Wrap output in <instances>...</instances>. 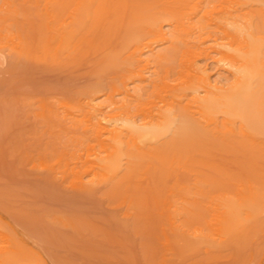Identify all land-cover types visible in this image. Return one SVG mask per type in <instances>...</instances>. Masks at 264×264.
I'll list each match as a JSON object with an SVG mask.
<instances>
[{
	"label": "rangeland",
	"instance_id": "obj_1",
	"mask_svg": "<svg viewBox=\"0 0 264 264\" xmlns=\"http://www.w3.org/2000/svg\"><path fill=\"white\" fill-rule=\"evenodd\" d=\"M110 5L103 31L79 46L85 54L81 58L83 66L72 69L76 75L91 74L101 80L114 77L119 72L118 65L129 55L127 44L152 16L168 13L176 17L184 11L196 22L198 19L192 12L214 8L211 0H110ZM263 8L264 3L258 1L240 7L242 12H249L247 20L254 24V38L261 53L259 78L262 81ZM215 11L214 16H221L219 9ZM61 18L62 0L57 3L56 0H0V26L25 30L38 53L46 48L56 54L62 41L58 22ZM4 38L0 40L1 226L33 253L38 264H42L43 259L48 264H155L151 254L156 246H161L153 235L159 220L153 208L155 199L167 204L175 202L180 207L178 227L189 235L191 225H198L203 207L209 205L212 198L235 191L241 182L246 188L252 185L255 200L239 213L240 223L233 230L232 235L240 245L227 248L220 259L217 258L221 262L210 253L211 259L203 255L206 254L204 249L202 255H199L202 250L197 251L198 254L187 252L178 262L184 259L186 264H264L262 131H254L260 138L258 143L239 134L224 142L205 132L193 119L186 125L176 122L154 145L157 154L150 159L125 158L120 177L125 182L123 189L128 190L126 194L113 196L115 181L99 188L87 183L84 191L75 192L69 177L60 174V180L51 183L39 174L41 162H51L61 170L57 158L65 135L60 134L54 124L38 119L36 113L42 101L58 105L65 82L76 86L84 84L85 79H71L70 72L63 73L54 63L53 66L42 59L29 71L17 72L15 67L26 63L22 60V65H13L15 70L10 67L11 49L4 44ZM207 44L210 42L204 43ZM198 64L207 67L213 79L228 78L227 82H231L228 74L220 71L211 59L200 57ZM99 96L97 102L106 106L104 96ZM262 113L264 115V101ZM121 198L123 201L119 202ZM126 212L134 217L127 219ZM175 257L174 261L180 258Z\"/></svg>",
	"mask_w": 264,
	"mask_h": 264
},
{
	"label": "bare ground",
	"instance_id": "obj_2",
	"mask_svg": "<svg viewBox=\"0 0 264 264\" xmlns=\"http://www.w3.org/2000/svg\"><path fill=\"white\" fill-rule=\"evenodd\" d=\"M52 1L55 2L49 0ZM211 1L213 9L192 12L196 22L184 11L176 17L168 13L152 16L127 44L129 55L118 65L119 72L105 80L91 74L76 75L72 69L83 66L81 58L85 53L79 46L105 28L110 0H62V18L58 19L62 41L56 54L46 48L41 54L36 52L25 30L0 26V37L6 38V43L5 38L1 42L11 49L10 67L26 63V67H15L17 72L29 71L42 59L63 73L70 72L71 79H85L84 84L76 86L65 82L58 105L42 101L39 106L36 117L54 124L65 135L57 158L61 170L56 164L41 162L40 176L51 183H57L60 174L69 177L75 192L84 191L87 183L99 188L115 181L113 196L120 197L128 192L120 177L125 158L147 161L157 154L154 145L171 125H186L189 119L224 142L239 134L258 143L260 138L254 131L264 133L261 53L254 38V24L247 20L249 12H242L240 7L255 1L263 4L264 0ZM216 9L221 16H214ZM206 41L210 44L204 45ZM200 57L211 59L231 82H227L228 78L213 79L207 67L198 64ZM99 95L104 96L106 106L97 102ZM254 200L252 185L246 188L241 182L235 191L212 198L199 212L198 225L192 224L190 234L185 235L178 227L180 207L175 202L167 204L155 199L153 208L159 220L153 235L161 246L153 249V262L182 264L184 259L178 261L187 252L202 249L206 254L202 250L199 255L220 259L227 248L240 245L232 233L240 223L239 213ZM125 216L134 217L129 212ZM1 221L0 264H38L33 253L3 229ZM175 255L181 257L174 261L178 257ZM41 263L48 264L44 259Z\"/></svg>",
	"mask_w": 264,
	"mask_h": 264
}]
</instances>
